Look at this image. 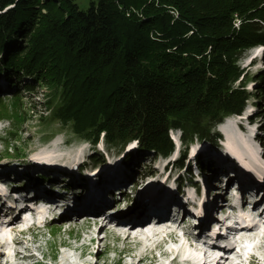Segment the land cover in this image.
<instances>
[{
	"label": "trees",
	"instance_id": "obj_1",
	"mask_svg": "<svg viewBox=\"0 0 264 264\" xmlns=\"http://www.w3.org/2000/svg\"><path fill=\"white\" fill-rule=\"evenodd\" d=\"M255 44L264 45V0H92L87 10L76 0H0V75L32 93L46 87L42 123L164 157L174 150L169 132L180 130L175 163L189 176L188 145H218L217 125L245 109L236 63ZM9 105L2 117L22 125L21 106Z\"/></svg>",
	"mask_w": 264,
	"mask_h": 264
},
{
	"label": "rangeland",
	"instance_id": "obj_2",
	"mask_svg": "<svg viewBox=\"0 0 264 264\" xmlns=\"http://www.w3.org/2000/svg\"><path fill=\"white\" fill-rule=\"evenodd\" d=\"M76 1L81 10H87L92 0ZM239 23L240 20L236 18V24ZM13 44L16 45L15 42ZM28 45L30 44L28 43ZM16 48L13 51L18 50ZM236 64L241 72L236 86H241L249 96L246 107L240 115L229 116L217 125L215 131L222 136V140L218 141V145H215L209 139L202 140L199 138H195L194 142L188 145L187 156L190 161L189 166L193 167L194 178L188 175L187 170L180 169L175 163L185 149L180 130L174 129L169 132L174 150L168 157L155 156V153L152 152L137 154L136 150L139 146L136 141L128 143L123 149L110 147L106 143L104 135L94 145L91 142L79 140L70 131L63 130L57 124L42 123L40 121L41 116L47 115L48 112L45 108L46 105L43 104L45 103L44 94L40 91L43 92L44 90L46 92V87L39 86L33 93L25 91V85H23L25 82L17 83L15 77L7 79L5 73L0 75V166H10L12 168L11 175L16 178L49 179L58 186L62 184L63 186H69V188L72 187L74 191H80L79 186L81 184H84V186H86V183H90L91 186L94 185V182H96L95 176L99 172L114 174V176L119 177L118 181L115 182V186L119 187L126 184L129 191L123 190L124 194L119 200V208L127 212H131L140 206L148 199H145V196L156 188L155 195L163 192L172 194L167 190L174 189L176 186L178 190L183 192L186 190L185 186L188 185H193L198 190L200 177H209L208 182L210 184L215 175L203 173L198 165V160L212 163L216 168H218V163L219 165L220 163H230L231 165L232 158L228 153L233 152V150L241 152L244 146L237 140L238 135L246 139L247 145H251L253 149H256L258 154L264 152V83L260 78L264 74V45L255 44L245 48ZM19 94L21 96L16 99ZM34 101L37 103H34ZM15 102L18 103L19 107L21 106V109L16 108V112L18 114L20 111L23 112V116L26 118L22 125H19L16 120L2 117L12 113L13 110L6 107H11L9 104L13 106ZM15 124L17 125L15 126ZM194 153L197 157L192 159ZM42 154L51 156L53 160L47 161L45 158L35 157ZM101 154L104 156V161L98 163L97 166L94 165L97 158L93 159L91 156L98 155L97 157H99ZM250 155V153L244 152L243 157L248 164L252 165L253 163V166H256L257 164ZM30 156H33V158H30ZM213 159L216 160L215 164L212 161ZM26 163L31 165H19H26ZM196 166L201 171L200 176L195 173ZM244 176L245 174L242 177ZM242 177L241 179L245 181L241 180V182L247 183L249 181V178ZM186 194L193 197L194 190L186 191ZM210 196L213 197V194L210 195L209 188H206L205 197ZM81 216L82 214L68 224L58 222L45 227L43 236L37 240L48 263L138 264L137 262L141 258H144V260L140 264H150L151 262L152 264L189 263L184 258V249H181V243L174 241L173 238H169L170 241H167L166 237H162L163 240L165 239L164 243H166L168 250H179L178 258L173 260L169 255H163L165 252L162 245L164 244L161 243L157 246V251L162 255H157L156 260L150 261L151 258L147 253L154 256L152 251L154 248L153 241L149 246L137 243V241L125 242L123 238L120 240L114 233H109L107 239H102L103 235L99 234L98 236L97 234L99 224H95V220H90L87 216ZM78 219L80 220L78 221ZM185 223L187 222L185 221ZM184 225H182V229L177 228L176 231L193 233L194 225L188 227L189 229H185ZM166 228L167 226L163 225V230H167ZM165 234L168 236V233ZM14 236L20 237L17 234ZM159 238L156 239L160 240ZM261 238L258 241L259 243L250 242V252H254L261 258L257 262L264 264V233ZM27 244L26 241L16 246H10L12 253H8L4 258V262L6 263L7 258H17V264H32L30 260L22 259V254L19 252V250L23 251ZM195 250L194 247L188 250L193 253L192 258H195L193 257L195 256ZM5 251L6 249H2V252Z\"/></svg>",
	"mask_w": 264,
	"mask_h": 264
},
{
	"label": "bare ground",
	"instance_id": "obj_3",
	"mask_svg": "<svg viewBox=\"0 0 264 264\" xmlns=\"http://www.w3.org/2000/svg\"><path fill=\"white\" fill-rule=\"evenodd\" d=\"M262 131H260V132H262ZM234 133H235V131H234ZM237 134H238V132H237ZM238 137H237V140L240 141L242 143V145H244L241 152L233 150V152L230 151L228 153V155H230L232 158L231 165H230V163L229 164L220 163V165L218 163V165L220 166L219 167L217 165L219 172L215 171L213 173V174H215L214 178H213L214 180H216L215 182H210V184H209V182H208L209 177L208 178L207 177H205V178L200 177L198 180V187L200 186L198 190L193 185H188V186H185L186 190L183 192V191L178 190V188L176 186V188L174 187V189L171 188L172 191H171V189L167 190V191L172 192V194H168L167 192L161 193L158 196V198H160L162 195H164V197H163V199H161V201L160 200L157 201V203H155V200H153V199H156V198H154V196L156 194L155 191L157 190V188L154 189L153 191L149 192L148 195L145 196V199L149 198V197L152 198L151 200H148L146 202L147 204H153L152 206H156L158 203H161L162 201H164L167 204L165 206L166 207L169 206L170 211H174L176 213L175 214L176 218L185 217V215H191L192 216L191 218H194V217L196 218V220L195 221L193 220V222H192L193 224H195L193 227L194 228L193 233L185 232L181 236L173 237L174 241L181 243L180 244L181 249H184V256H185L184 258L187 261L194 259V260L200 262V264H202L206 260L204 252L199 250V248L197 247L198 243H199L198 237L200 236L199 232L201 235H205V236L209 235V234H207L206 230L210 229L212 218L217 219V215H218L217 211L215 209L212 210V207L216 206L217 202H215V200H213V199H212L213 201H211L210 198H207L204 195H201L199 193V190H206V188L207 189L209 188V191H210L213 189V186L217 187L220 190H223L230 182H232V183L235 182V183L240 184L243 187V190H245L246 186H250V187H252L253 192H258V191L264 192V152H260L258 154L256 149H253L251 147V145H247L246 139H244L241 135L240 136L238 135ZM244 152H248V154L249 153L251 154L250 157H252L254 162L257 164L256 166H253L252 162H251L252 165H250L246 162V160L243 157ZM35 157H42V158H45V160H47V161L53 160V158L49 155H43L42 154V155H36ZM196 157L197 156L194 153L192 159H194ZM30 158H33V156L32 157L30 156ZM212 161H213V163L214 162L216 163L215 159H213ZM19 165L20 166H28L31 164L26 163V165L25 164H19ZM197 166H196L195 173L197 176H200L201 171L199 170V168ZM27 168H30V167H27ZM32 168H36V167H32ZM0 174H2V173L0 172ZM243 174H245L244 177H242ZM192 175H193V173H192ZM241 177L247 178V179L249 178V181L247 183L241 182V180L245 181L244 179H241ZM95 178H96V184L100 188L103 185V183H107V184L114 186L115 182L118 181L117 179L119 177L114 176V174L110 175V174H106L104 172H99V174H97L95 176ZM193 178H194V175H193ZM213 179H211V180H213ZM129 181L131 182V180H129ZM230 187L231 186H229V188H227V191L230 189ZM29 188L38 190V189H36V187H33V186H29ZM94 188H95L94 186L90 187V189H93L92 192L95 191ZM193 190H194V194H193L194 196L193 197L186 194V191H193ZM96 192L97 191H95V193ZM98 192H99L98 196L102 197V198H106L105 195L111 194V193L107 192L106 188H103L101 191H98ZM127 192H129V191L127 190ZM249 192H252V191H250V189H249ZM242 194L244 196L243 191H242ZM246 195L247 194H245V196ZM56 197L59 198L60 200H63L64 202L69 199L68 195L64 194V193L60 194L59 196L56 195ZM0 198H3L4 200H7V201L12 199L9 191L4 192L2 190H0ZM246 198H248V197H246ZM90 199H92V198H90ZM244 201L247 202V199ZM115 203H118V196L117 195H115ZM202 203L204 205H208V207L211 208V211H208L207 214L205 212H203V210H202L204 208V206H203V208H201ZM220 203H221V201L218 204H220ZM75 204H79V203H75ZM116 205L118 207V204H116ZM70 206L72 207L71 202H69L64 208H70ZM111 208H113V207H111ZM113 209H115V207ZM113 209H110V210H111L112 214L116 215V213H113L114 212ZM201 210H202L203 214H205V216H203V218L206 217V223L205 224L200 223L201 219H200L199 211H200V213H202ZM119 213H124V211H121V210L118 211L117 215H119ZM43 214L44 213H42L41 215H43ZM139 216H140V214H139ZM153 216H159V215L154 214ZM100 218L102 219L103 217H100ZM242 218L247 219L246 221H248L250 223V225H252V222H251L253 220L252 215H247L246 217L244 215H242ZM155 219H157V218H155ZM79 220L80 219H78V221ZM191 221H192V219H191ZM182 223H185V220H183L181 222V224ZM181 224H179L178 227H180ZM261 224H262V222L259 223V227L255 228V230L241 231L240 237L238 238V241L239 242H242V241L253 242L254 241V243H259L258 241H260L262 239L261 238V232L262 233L264 232V230L262 228H260ZM14 226L15 225H13L11 227L13 228ZM152 226H153V224L148 225L147 227H152ZM155 227L156 228H154V230L150 231L149 234H143L142 235V236H144L143 245L151 244L150 241L154 240L155 238L160 237L159 239L161 240L162 237H165V233L167 232V230H161V229H163V225L161 226L159 224ZM178 227L175 225V227L173 228V231L175 233L177 232L176 230ZM131 231H133V230H131ZM9 236H10L9 231L6 229L0 232V261H1V264H10L7 261H6V263L4 262V258L8 255V253L9 254L12 253V249L10 248V246H12V245L10 244V242H8ZM220 236L223 237V234H221ZM237 236H239V233ZM186 242H188V243L186 244ZM153 245H154V247L156 246L155 243ZM257 246H258V244H257ZM193 247L196 248L195 256H193L195 258H192L193 253H191V251L190 252L188 251L189 249H191ZM31 248L32 249L34 248L35 250H37L38 248H40V244L37 243L36 248L34 247V245H32ZM2 249H6V251L2 252ZM215 251H219V249H215ZM169 253L173 254L175 259H177L179 256V250H174V249L172 251L169 250L168 252L166 251L164 253V255H168ZM7 259H9V261L12 262L11 264H17L18 263L17 258L16 259L7 258ZM23 259L31 261V260H33V256L26 255V256H24ZM143 260H144V258H141V259H139V261L137 263L140 264L143 262ZM212 262L215 263L216 259H214Z\"/></svg>",
	"mask_w": 264,
	"mask_h": 264
},
{
	"label": "water",
	"instance_id": "obj_4",
	"mask_svg": "<svg viewBox=\"0 0 264 264\" xmlns=\"http://www.w3.org/2000/svg\"><path fill=\"white\" fill-rule=\"evenodd\" d=\"M132 142H134V141H132ZM132 142H130V143H132ZM137 142V141H136Z\"/></svg>",
	"mask_w": 264,
	"mask_h": 264
}]
</instances>
